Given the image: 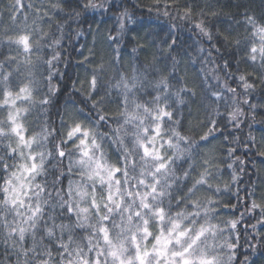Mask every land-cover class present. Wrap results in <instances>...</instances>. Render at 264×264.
I'll list each match as a JSON object with an SVG mask.
<instances>
[{"label":"snow or ice","instance_id":"1","mask_svg":"<svg viewBox=\"0 0 264 264\" xmlns=\"http://www.w3.org/2000/svg\"><path fill=\"white\" fill-rule=\"evenodd\" d=\"M174 3L165 0L161 5L156 0L154 9L163 16L175 13L181 20L192 21V7L185 4L177 10L171 6ZM61 4L71 8L69 0L42 7L15 0L8 14L12 30L0 34V112L5 114L0 119V243L12 256L10 264H225L217 249L235 245L218 243L223 228L213 222L212 214L219 205L197 198L202 191H221L212 184L214 165L206 159L202 171L192 176L196 140L180 130L181 113L174 115L171 107L172 103L183 105L182 93L193 94L191 90L172 92L168 79L161 76L152 82V100L140 103L136 95L145 86L143 74L131 80L119 76L112 87L122 97V119H112L90 95L88 114L78 109L75 116L61 115L58 128L48 123L43 107L49 104L47 95L39 100L34 97L37 81L31 57L45 47H59L60 39L50 37L36 20L52 24ZM81 7L95 10L104 5L87 0ZM25 9L32 12L31 23ZM70 15L76 17L79 12L73 10ZM198 15L195 28L199 34L210 44L218 42V33L205 23L207 15L217 13L209 9ZM122 16L127 18V13ZM245 23L253 39L245 44L236 37L234 44L245 63L258 65L264 80V24L248 14ZM61 27L57 24V31ZM124 27L121 20L120 28ZM223 39L227 42L228 37ZM169 40L176 44L171 34L163 42ZM59 57L53 50L51 59L43 63L51 68ZM22 66L27 82L17 84L13 91L12 83ZM97 76L93 70L89 84L99 95ZM47 78L51 80V71ZM239 80L246 91L255 88L245 75ZM37 106L38 130L29 134L26 124ZM242 115L237 107L231 119L239 123ZM204 127L198 133L201 141L217 130L214 119ZM106 146L112 149L115 162ZM257 209V222L264 225V201L258 204L253 199L248 211ZM225 223L237 227L235 220Z\"/></svg>","mask_w":264,"mask_h":264},{"label":"trees","instance_id":"2","mask_svg":"<svg viewBox=\"0 0 264 264\" xmlns=\"http://www.w3.org/2000/svg\"><path fill=\"white\" fill-rule=\"evenodd\" d=\"M14 2L0 0V34L12 30L8 14L12 11L9 5ZM22 2L42 7L56 0ZM69 2L71 8L61 4L62 10L53 17L52 24L44 23L42 18L36 20V25L43 27L50 37L60 39L59 47H45L31 57L37 81L34 97L39 100L47 95L49 104L43 107L47 109L44 115L48 123L58 128L61 115L65 118L75 116L78 109L88 114L87 97L90 95L102 103L112 119H122V97L112 87L119 76L131 80L133 75L143 74L146 83L136 95L140 103L152 100V82L161 76L168 79L172 92L180 88L191 90L193 94L182 93L183 105L172 103L171 107L174 115L181 113L180 130L196 140L192 149L195 169L192 176L196 177L202 171L204 160L214 165L212 184L221 191H202L197 198L201 202L212 199L219 205L212 214L213 222L223 228V232L218 233L222 239L219 244L235 245L233 249L221 247L225 251L221 258L225 264H264V225L257 222L258 209L255 213L248 211L253 199L258 204L264 201V80L258 65L245 63L243 54L234 44L236 37L245 44L253 39L250 26L245 23V14L264 24V0H175L171 5L174 9L182 10L185 4L192 7V21L181 20L175 13L170 16L158 14L154 9L156 0H95L104 5L95 10L81 7L87 0ZM159 2L163 5L165 0ZM150 8L153 10L149 11ZM209 9L217 13L205 17V23L218 33V42L211 44L195 28L200 19L198 13L201 10L207 13ZM73 10L78 11L79 16H71ZM25 11L31 23L34 19L32 12ZM123 13H127V18L122 16ZM121 20L124 29L120 28ZM57 24L62 26L60 31H57ZM170 34L175 45L170 40L168 44L163 42ZM225 36L227 42L223 39ZM254 39L258 45L259 38ZM53 50L58 51L60 57L50 68L43 61L51 59ZM93 70L98 72L99 95L90 90ZM49 71L51 80L47 78ZM242 74L254 82L253 90L246 91L242 87L239 80ZM25 82L27 74L22 66L19 77L12 83L13 91L17 84ZM228 88H234L235 94ZM237 107L243 112L238 117L239 123L231 119ZM38 113L40 106L29 114L26 124L29 134L38 130L35 127ZM4 115L0 112V119ZM210 119L215 120L217 130L207 141H201L198 133L205 130ZM106 151L115 162L112 149L106 146ZM232 220L237 221L235 229L225 223ZM253 225H256L255 229ZM229 254L232 256L230 261ZM11 259V254L0 243V264H10Z\"/></svg>","mask_w":264,"mask_h":264},{"label":"rangeland","instance_id":"3","mask_svg":"<svg viewBox=\"0 0 264 264\" xmlns=\"http://www.w3.org/2000/svg\"><path fill=\"white\" fill-rule=\"evenodd\" d=\"M219 239L222 240V239L219 238V236H218V243H219ZM217 251H218V253L220 254L221 257H222V255L225 253V251H224L223 249H221V248H218Z\"/></svg>","mask_w":264,"mask_h":264}]
</instances>
